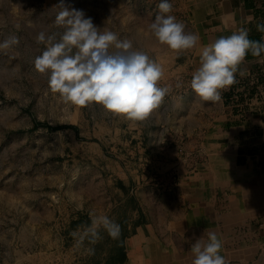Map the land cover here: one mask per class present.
Returning <instances> with one entry per match:
<instances>
[{
    "label": "rangeland",
    "instance_id": "obj_1",
    "mask_svg": "<svg viewBox=\"0 0 264 264\" xmlns=\"http://www.w3.org/2000/svg\"><path fill=\"white\" fill-rule=\"evenodd\" d=\"M116 2L0 0V41L18 39L0 52V264H120L122 255L126 263L137 208L176 193L181 172L194 166L196 154L187 149H177L181 165L159 164L136 142L128 145L131 121L95 104H66L34 69L45 49L37 35L63 31L56 24L60 7L114 30L127 25L118 14L129 7ZM159 113L160 106L152 115ZM92 208L120 224L119 241L101 231L95 245L75 246L70 233L90 223Z\"/></svg>",
    "mask_w": 264,
    "mask_h": 264
},
{
    "label": "crops",
    "instance_id": "obj_2",
    "mask_svg": "<svg viewBox=\"0 0 264 264\" xmlns=\"http://www.w3.org/2000/svg\"><path fill=\"white\" fill-rule=\"evenodd\" d=\"M116 1L129 6L128 14H118L127 25L111 31L161 64L159 85L170 88L159 116L142 125L130 122L128 145L136 142L135 148L165 166L183 163L177 149L196 154L193 168L181 172L176 193L137 208L124 264H192L191 244L203 235L206 241V229L222 240L220 254L228 264H264V54L247 55L219 102L203 101L190 88L200 45L241 27L249 29L250 39L264 40L256 29L264 23V0H169L173 7L166 15L200 37V45L183 52L150 33L159 14L153 7L161 0Z\"/></svg>",
    "mask_w": 264,
    "mask_h": 264
},
{
    "label": "clouds",
    "instance_id": "obj_3",
    "mask_svg": "<svg viewBox=\"0 0 264 264\" xmlns=\"http://www.w3.org/2000/svg\"><path fill=\"white\" fill-rule=\"evenodd\" d=\"M157 7L159 14L149 29L158 43L174 52L200 45L199 35L186 32L175 16L166 15L173 7L169 0H161ZM60 9L56 24L63 31L40 32L36 41L45 49L33 61L35 71L47 76L50 90L72 106L95 104L108 114L136 122L150 117L170 92L168 86L159 85L164 77L162 65L146 52L134 49L132 41L121 40L115 32L96 26L82 10ZM256 29L264 33V23H258ZM17 43L15 36L0 41V52ZM249 53L261 57L264 40L250 39L245 27L200 45L199 67L191 78V90L203 101H221L223 91L236 83L238 69ZM88 217L90 223L70 233L76 247L95 245L102 239L101 231L119 241L121 226L109 215L92 208ZM205 232L206 241L203 235L191 244L192 264H228L220 254L223 245L217 233L207 229ZM84 251L94 254L93 247H85Z\"/></svg>",
    "mask_w": 264,
    "mask_h": 264
},
{
    "label": "trees",
    "instance_id": "obj_4",
    "mask_svg": "<svg viewBox=\"0 0 264 264\" xmlns=\"http://www.w3.org/2000/svg\"><path fill=\"white\" fill-rule=\"evenodd\" d=\"M121 257H122V258H121V261H119L120 264H121L122 262H124L123 259H124L125 255H122Z\"/></svg>",
    "mask_w": 264,
    "mask_h": 264
}]
</instances>
